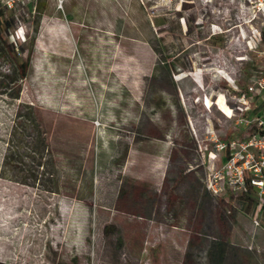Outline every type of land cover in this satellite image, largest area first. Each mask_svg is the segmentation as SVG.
<instances>
[{"label":"rangeland","instance_id":"rangeland-1","mask_svg":"<svg viewBox=\"0 0 264 264\" xmlns=\"http://www.w3.org/2000/svg\"><path fill=\"white\" fill-rule=\"evenodd\" d=\"M5 11L31 68L0 42V264H264V195L210 157L248 133L219 105L264 72V0Z\"/></svg>","mask_w":264,"mask_h":264},{"label":"built area","instance_id":"built-area-1","mask_svg":"<svg viewBox=\"0 0 264 264\" xmlns=\"http://www.w3.org/2000/svg\"><path fill=\"white\" fill-rule=\"evenodd\" d=\"M26 0H0V7L13 9L15 5ZM260 99L255 117L252 101ZM239 105L230 109L229 117L237 116L236 124L246 128L245 137L222 139L216 132V192L226 184L231 189H246L247 184L261 190L264 195V72L253 79L239 97ZM222 110L223 105H219ZM218 186V187H217Z\"/></svg>","mask_w":264,"mask_h":264},{"label":"trees","instance_id":"trees-1","mask_svg":"<svg viewBox=\"0 0 264 264\" xmlns=\"http://www.w3.org/2000/svg\"><path fill=\"white\" fill-rule=\"evenodd\" d=\"M13 30L14 29H12V19L7 17L5 9L0 7V42L4 44L6 52L12 58L19 75L22 78H25L27 77L30 71L31 65L28 60L22 61L19 59V52L17 51L19 44L14 39L15 31ZM6 32H11L10 35L11 37H13L12 42H8L5 39L4 34ZM238 94L240 95L241 93ZM213 103L214 102L209 97H207V101L204 102V104L208 107H211ZM222 110L228 115L227 111L230 110V108L227 105H223ZM248 114H251V112H249ZM226 251L227 244L223 242H216V245L214 244L212 247L213 264H223Z\"/></svg>","mask_w":264,"mask_h":264}]
</instances>
